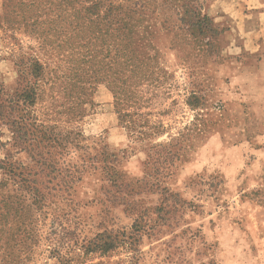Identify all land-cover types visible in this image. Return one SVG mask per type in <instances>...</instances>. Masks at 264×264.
I'll return each instance as SVG.
<instances>
[{"label":"rangeland","instance_id":"rangeland-1","mask_svg":"<svg viewBox=\"0 0 264 264\" xmlns=\"http://www.w3.org/2000/svg\"><path fill=\"white\" fill-rule=\"evenodd\" d=\"M24 1L0 0V264H129L85 256L103 234L264 264V0Z\"/></svg>","mask_w":264,"mask_h":264},{"label":"trees","instance_id":"trees-1","mask_svg":"<svg viewBox=\"0 0 264 264\" xmlns=\"http://www.w3.org/2000/svg\"><path fill=\"white\" fill-rule=\"evenodd\" d=\"M54 0H33V4L32 5H54ZM20 5H28L25 3L24 0H20ZM98 5H93L92 7H90V9H95L97 8ZM198 18V17H197ZM203 19V21L206 23L205 25H207V23H209V19L208 17H204V18H198V21L201 22ZM130 32H128L127 37H129ZM126 44V42H125ZM129 44V42H128ZM125 45V48H123V59L127 65V67L130 68H136V62H137V57L134 54V51H128V45ZM121 96V93H120ZM195 99H197L196 97H194ZM138 245H139V237L137 236V234H130V235H126V234H117V235H101L99 237H97L93 242L89 243L88 247L86 248V250L84 251L85 256H99L101 258L103 257H109L111 254L117 253L120 249H124L127 252L132 253V256H130L128 263L129 264H137V260H138ZM124 262H121L120 264H123Z\"/></svg>","mask_w":264,"mask_h":264}]
</instances>
